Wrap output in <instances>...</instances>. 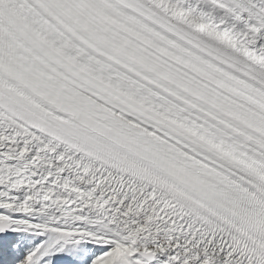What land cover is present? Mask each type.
I'll list each match as a JSON object with an SVG mask.
<instances>
[{
  "label": "snow or ice",
  "instance_id": "1",
  "mask_svg": "<svg viewBox=\"0 0 264 264\" xmlns=\"http://www.w3.org/2000/svg\"><path fill=\"white\" fill-rule=\"evenodd\" d=\"M0 264H264V0H0Z\"/></svg>",
  "mask_w": 264,
  "mask_h": 264
}]
</instances>
